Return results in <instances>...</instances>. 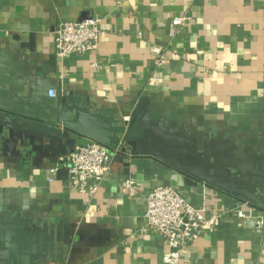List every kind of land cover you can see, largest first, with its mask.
Instances as JSON below:
<instances>
[{"label":"crops","instance_id":"0c3cea01","mask_svg":"<svg viewBox=\"0 0 264 264\" xmlns=\"http://www.w3.org/2000/svg\"><path fill=\"white\" fill-rule=\"evenodd\" d=\"M88 18L98 48L57 57L52 31ZM88 141L113 154L94 195L52 172ZM160 185L229 216L187 264H264V225L236 216L264 221V0H0V264H166Z\"/></svg>","mask_w":264,"mask_h":264},{"label":"built area","instance_id":"2783aa9c","mask_svg":"<svg viewBox=\"0 0 264 264\" xmlns=\"http://www.w3.org/2000/svg\"><path fill=\"white\" fill-rule=\"evenodd\" d=\"M185 17H177L173 25H181ZM56 56L64 58L73 54L94 51L103 30L100 21L88 18L77 22H62L52 31ZM154 64L158 67L167 64L168 53L160 46L152 47ZM55 91H50L54 97ZM129 143L124 141L120 148H127ZM113 154L102 144L88 141L76 145L61 158L60 168L52 172L66 170L68 181L72 187L81 193L94 195L110 169ZM125 187L132 192L135 182L131 179L124 181ZM241 222L255 219L256 225H264L262 218L254 217L252 210L236 211ZM231 217V216H230ZM144 218L146 224L157 230L163 238L167 251L163 254L166 264H187L185 252L205 230L217 229L229 220V216L217 213L208 214L203 208L192 205L180 192L171 185H160L151 189L145 196Z\"/></svg>","mask_w":264,"mask_h":264},{"label":"water","instance_id":"95a60500","mask_svg":"<svg viewBox=\"0 0 264 264\" xmlns=\"http://www.w3.org/2000/svg\"><path fill=\"white\" fill-rule=\"evenodd\" d=\"M63 171H65V172H66V170H63Z\"/></svg>","mask_w":264,"mask_h":264}]
</instances>
